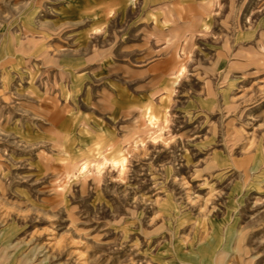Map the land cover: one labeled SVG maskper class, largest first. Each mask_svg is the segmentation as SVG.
Returning a JSON list of instances; mask_svg holds the SVG:
<instances>
[{"label": "rangeland", "instance_id": "374dc122", "mask_svg": "<svg viewBox=\"0 0 264 264\" xmlns=\"http://www.w3.org/2000/svg\"><path fill=\"white\" fill-rule=\"evenodd\" d=\"M0 264H264V0H0Z\"/></svg>", "mask_w": 264, "mask_h": 264}]
</instances>
